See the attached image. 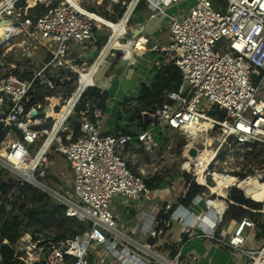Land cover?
<instances>
[{
  "label": "built area",
  "instance_id": "2783aa9c",
  "mask_svg": "<svg viewBox=\"0 0 264 264\" xmlns=\"http://www.w3.org/2000/svg\"><path fill=\"white\" fill-rule=\"evenodd\" d=\"M37 1H42L44 10L32 14ZM121 1L125 4L124 0H110L109 6ZM184 1L130 0L120 18L113 21L123 28L118 40L130 48H117L122 59L132 63L134 53L158 52L159 67L172 63L180 71L178 89L166 92L165 100L155 108L158 124L109 133L103 130L102 111L94 110V120L83 117L79 133L73 138L72 132L62 135L68 118L61 126L59 118L47 115L46 107L33 105L38 101V90L55 91L63 83L51 71L71 62L68 56L73 46L82 51H98L94 63L97 62L106 46L99 51V40L108 34V44L112 32L78 7L77 4L88 9L84 0H0V30L4 31V36L0 34V129L8 130L0 140V185H6L0 188V264H94L91 254L105 253L113 257L108 264H149L138 251L118 242L126 237L118 227L112 204L115 197L136 201L157 193L146 182L150 172L143 166H134L140 150L148 156L161 152L164 157V153L178 147L167 131L186 137L179 173L190 174L191 181L205 188L198 195L204 208L201 214H195L179 204L168 220L156 221L149 235L155 237L160 233V224L168 226L174 220L185 231L196 230L197 237L211 238L239 255L242 264H264V244L246 246L249 232L257 230L251 217L236 220L227 238L219 229L229 207L230 189H239L245 198L254 201L252 193L242 185L250 179L264 182V95L260 94L264 92V0H222L224 5L195 0L179 18L166 13L168 7ZM141 2L151 16H164L169 32L167 43L149 46L145 35H128L129 21ZM101 3L97 0V4ZM105 27L109 31L102 29ZM7 30L11 34L6 35ZM18 36L51 56L29 78L13 73L6 62V55L22 44L13 43ZM10 66L16 68L15 64ZM45 99L50 103L47 107L56 113L54 96L47 95ZM63 104L67 106V98ZM50 118L53 123L46 127ZM18 130L21 136L16 135ZM41 136L45 138L37 146ZM205 136L213 140L209 147L215 151L209 155L207 167L198 171L195 158L187 159L186 153L191 147H207ZM51 152L65 154L72 163L70 187L66 180L61 182L64 191L55 188L58 184L51 180L55 179L47 168ZM27 158L30 164L22 169ZM25 184L47 193L65 206V217L87 227L65 237L27 229H22L14 240L4 237L3 225L9 218L21 214L23 207L38 205L25 197L32 191L23 194ZM221 185L226 188L224 195L219 189L211 190ZM68 189L72 194H67ZM257 203L264 215V202ZM155 207L158 212H165L161 203H155ZM6 248L12 251L10 258L5 256ZM179 258L180 254L162 262L178 264Z\"/></svg>",
  "mask_w": 264,
  "mask_h": 264
},
{
  "label": "crops",
  "instance_id": "0c3cea01",
  "mask_svg": "<svg viewBox=\"0 0 264 264\" xmlns=\"http://www.w3.org/2000/svg\"><path fill=\"white\" fill-rule=\"evenodd\" d=\"M164 21V16L162 17L160 14L151 16V11L143 5L132 14L128 24V35L135 37L138 34L136 33L138 29L143 26L141 34L149 39V45L154 43L163 45L169 40V32L167 31V26L163 25ZM101 40L104 41L103 39ZM113 49L117 50V48H111V50ZM74 50L81 51L78 55L81 61V57H84V54L90 55L94 52L92 50H85V52L78 50L77 46L71 48V52H74ZM109 54L103 59L100 68L98 67L99 69L95 75V86L106 90L109 95L106 108L102 112L103 130L109 133H118L122 132L123 128H127L128 130V128L137 127V122L131 121L132 113L128 112V109L135 105L142 86L151 84L154 80V75L157 72L158 63L160 65L161 59L158 52L153 51L134 53L131 59L132 63L121 57L114 58L115 55L113 54L107 58ZM84 63L86 64V62ZM106 125L108 126L106 127ZM56 155L59 156L58 154ZM150 156L152 158L153 155ZM63 165L66 173H69L72 178V172L67 170L64 160ZM135 166L134 168H136ZM150 175L159 179L158 181H154V177L150 179L151 186L154 187L152 189L157 190V192L165 189L167 185L179 181L182 182V186L172 198H158L156 197V193H154L155 197L153 198L143 197L136 201H126L120 197H115L112 208L118 219V227H120V230L126 237L125 239H118L119 243L125 244L133 251H138L149 264H166V262L162 261L173 260L178 254H180L178 264L243 263V259L239 255L231 253L211 238L197 237L198 233L196 230L185 231V227L174 220L168 226L160 224L158 226L160 233L155 237H151L149 231L155 227L156 221L161 220L162 215H165L166 212L169 213L166 218L168 220L177 205L182 204L180 203V198L187 192L188 181L184 176H175L172 182H167L159 173H150ZM155 203H161L165 207V212H158ZM118 206L123 208L121 213H119L120 211L118 212ZM186 207L195 214H201L204 203L199 196H196ZM235 223L236 220H224L222 222L219 229L221 230L222 228L221 235L224 238L228 237V232L233 229ZM257 234L258 231H250L247 242L249 237L253 235L255 236V245L264 244V238L258 239ZM184 235L187 237V240L182 242ZM90 258L94 264H108L113 259L110 253L103 255L91 254Z\"/></svg>",
  "mask_w": 264,
  "mask_h": 264
},
{
  "label": "trees",
  "instance_id": "16d2710c",
  "mask_svg": "<svg viewBox=\"0 0 264 264\" xmlns=\"http://www.w3.org/2000/svg\"><path fill=\"white\" fill-rule=\"evenodd\" d=\"M143 5L144 2H141L137 6L136 10L141 8ZM116 9L120 15L122 11H119L118 7ZM101 42L102 40L100 39L99 45ZM49 60L50 59H47V61ZM181 81L182 77L176 65L172 63H166L158 67L152 83L142 86L141 91L135 101V105L128 109V112L132 113L131 121H136L137 124L142 128L156 126L158 124V120L155 115V108L161 105V103L165 100L166 92L178 89ZM49 94L52 95V92H49ZM45 96L46 93L43 94L41 91H38V101L33 105L39 107L43 103ZM108 99L109 95L106 90L95 85L87 87L76 103L73 112L81 119L87 116L94 120L93 111L100 110L103 112L106 108ZM31 105V103L28 104V106ZM80 124L81 122L73 124V138L78 135ZM126 131H128L127 128L122 129V132ZM7 132V129H0V140L5 137ZM262 150L263 149H260V151ZM183 176L186 177V180L188 181V189L185 195L180 198V203H182L184 206H188L196 196L205 191V188L198 185L194 181H190V174L184 173ZM157 178L158 177H154L153 180L158 181L159 179ZM146 182L151 188H154L151 186L150 179H147ZM5 186V183L1 184L0 188L3 189ZM30 191H32L31 194L26 196L25 194H28ZM23 194L25 197H29L37 201L38 205L33 208L23 207L21 214L14 215L9 218L3 225L4 237L14 240L17 238L22 229L28 228L30 231H33L31 228L34 230L36 228L42 230V226L48 225L52 222H56L58 225H61L64 230L61 234L55 235L57 237L73 236L77 233H80L84 228L87 227V224H76L74 219L65 217V206L60 205L55 201V203L50 201V196L47 193L33 190L28 184H25L23 187ZM228 197L230 201L229 207L223 220H238L243 216H249L255 221L257 228L256 231H258L257 238H264V215L260 212L261 204L254 202L255 200L252 201L245 198L243 192L236 188L230 189ZM1 212L2 207L0 206V213ZM168 215L169 213H166L165 215H162V218L166 219ZM66 220L70 223H64ZM186 240L187 237L184 235L182 237V242H185ZM11 255L12 251L6 248V258H10Z\"/></svg>",
  "mask_w": 264,
  "mask_h": 264
},
{
  "label": "rangeland",
  "instance_id": "374dc122",
  "mask_svg": "<svg viewBox=\"0 0 264 264\" xmlns=\"http://www.w3.org/2000/svg\"><path fill=\"white\" fill-rule=\"evenodd\" d=\"M26 1L32 2V0H26ZM124 1H125V4L122 3V1H121L120 3H115L110 7L109 6L110 0H101V1H99V2H102L101 4H97V0H84V5L86 6V8L89 9V11L95 12V13L103 16L104 18L108 19V20L117 21L120 18L123 11L125 10V7H126V5H128V2L130 0H124ZM194 2H195V0H186L182 3L173 4L167 8L166 13L170 14L172 16L174 15L175 17L179 18L188 12L189 7H191L194 4ZM220 4L224 5V2H221ZM117 7H118L119 11H122L120 13V15L118 13V10L116 9ZM43 10H44V4L42 3V1H39V2L37 1V6L34 10H32V14L40 13ZM163 25L167 26V21H164ZM102 29L105 31L110 30V29L108 30V28H106V27L102 28ZM23 39H24V37L18 36L17 39L15 41H13L14 44H19V43H22V44L17 46V47L15 46L6 55V62H9L10 65L11 64L16 65V68H11V66L9 65V70H11L13 73H15L19 76L22 75L23 77L25 76V78H27V77H31V75H34L41 68H43L44 63H46L47 59L51 58V56L43 48H40L37 46V49H34L33 46H29L30 43L25 42ZM116 39L118 40L117 37H116ZM105 44H107V40H104L101 42V44L99 45V51ZM5 48L6 47L1 49V52H4ZM111 48H113V47H111ZM80 52L81 51L78 52L77 50H74V52H70L68 59H71L72 62L70 64H67V65L54 67L53 71H51L52 74H54V76H59L60 79L63 81V83L55 91H47L45 89H39L38 90V91H41L43 94L46 93V96L47 95L51 96V94H49V92H52V96H54V98L57 101L58 110L56 109V113H55L52 111L51 107H49V108L47 107L50 105V103L48 101L46 102V99L44 97V101L40 105V108L46 107L45 110L47 111L46 112L47 114H48V112H52L54 114H59L62 112L63 108L65 107V105L63 104V99L70 97L72 92H74V90L78 86V76L79 75L77 73V70H79V68L88 67V66L92 65L94 63L97 55L99 54L98 51L93 52L90 55L84 54V57H81V59L83 61L82 62L80 60V57L78 56ZM111 54L115 55L114 58H120L122 53H120L116 49L115 50L113 49V50H110V54L107 56V58L111 57ZM84 62H86V64ZM100 66H99V68H100ZM96 73H95V75H96ZM260 94L264 95V92H261ZM81 120L82 119L80 117H78L72 111V113L69 115V117L65 123L64 131L62 132L63 137L66 134L71 133V132L73 134V124L74 123H80ZM52 123H53V120L51 118L48 119L46 122V125H47L46 127H49ZM107 126L108 125H106V127ZM167 134L169 135L171 141L174 144H177L178 147L176 148V146H175V148H173V150L164 153V157H161V152L154 153L152 158H150L151 156H148L147 154L145 155V153L141 152L142 150H140L138 160L136 161V166H135L136 168L135 169H137L138 166H143L146 171H149L150 173H159L160 175H162L164 177V179L167 182H172L174 180L175 176H177V177L180 176L179 172L181 170V164L183 161L181 158V150H182V147L186 145L187 140H186V137L184 136V134H181V133H175L172 131H167ZM44 138H45L44 136H41L40 140L37 142V146L44 140ZM212 141L213 140L211 139L210 143H212ZM255 151H259V150L256 149ZM47 168L55 176V179H51V180H53V182L55 184H58L55 186V188H58L59 190L64 191V189L61 187L62 186V183H61L62 180H66L68 182L67 186L70 187L71 175L69 173H66L65 167L63 165V159H61L59 156H57L56 153L51 152V161L48 164ZM153 175L152 176L150 175L148 177V179H152V177H154ZM181 186H182L181 181L173 183V184H169L165 187V189L158 191L156 193L157 194L156 197L162 198V199L164 197L172 198L173 196L176 195V193L179 191V188ZM59 187H61V188H59ZM67 194L68 195L72 194L70 189L67 190ZM153 197H155V194L152 192L151 195L149 196V198H153ZM49 199H50V201L55 203L52 198L49 197ZM117 208H118V212L120 211L119 213H121V210L123 208L119 207V206ZM118 217H119V214H118ZM223 222H224V220H223ZM64 223L69 224L70 222L66 220V221H64ZM31 229L34 230L33 228H31ZM28 230H30V229H28ZM35 230H39V229L35 228ZM45 231L49 232L52 235H59L64 230H63L61 225H58L56 222H52V223H49L48 225L42 226L41 232H45ZM254 239H255V236L251 235L248 239V242L250 245L247 242L246 246L250 247V248H255L257 245H255Z\"/></svg>",
  "mask_w": 264,
  "mask_h": 264
},
{
  "label": "bare ground",
  "instance_id": "6f19581e",
  "mask_svg": "<svg viewBox=\"0 0 264 264\" xmlns=\"http://www.w3.org/2000/svg\"><path fill=\"white\" fill-rule=\"evenodd\" d=\"M101 1V0H99ZM78 7H80L83 11H85L91 18L97 20L98 22H100L102 25L107 26L111 32H112V38L110 39V41L108 42V44H106V46L102 49L101 55L102 58H104L105 54L109 51V48L111 47H115V48H119V49H128L130 51V48L128 47V45H122V43L116 39V37L122 33V26L118 23H115L111 20H108L106 18H104L103 16L89 11L88 9H85L84 7H82L81 5L77 4ZM9 30V29H8ZM7 30V34L9 35L10 31ZM11 34V33H10ZM3 35V34H2ZM100 58L97 62L93 63L92 65L85 67V68H79V70H77L78 73V86L76 87V89L74 90V92H72V94L70 95V97L67 98L68 104L67 106L65 105V107L63 108L62 112L59 114H54L52 112H48V116H53L54 118H59V122L58 124H60L62 126V124L65 122V118H68L69 115L72 113L73 107H75V103L79 98V95L82 93V91L88 87V86H92L95 85V73L98 71V64L99 66L102 64L103 59ZM128 58V55H127ZM96 61V60H95ZM47 112V111H46ZM207 136H205L206 138ZM211 138L207 137V139H205V143L207 145V147H202V149H199V151L197 152V155L193 158L194 162L196 163V170L200 171L203 170L205 167H207L208 163H209V155L214 154L215 149L209 147L211 145L210 143ZM1 153H4V151H1ZM57 154V153H56ZM5 155V154H3ZM30 164V158H27L24 162H23V168L24 169L27 165ZM246 185V190L248 193H252V199L255 200L256 202H264V182H254V180H248L247 182H245L242 186ZM219 189V192L224 195L226 193V188L225 186L221 185L218 188L215 189H211L212 191H216ZM179 214V212H177V214H174V217H177V215ZM166 264H170L169 261L166 262Z\"/></svg>",
  "mask_w": 264,
  "mask_h": 264
},
{
  "label": "water",
  "instance_id": "95a60500",
  "mask_svg": "<svg viewBox=\"0 0 264 264\" xmlns=\"http://www.w3.org/2000/svg\"><path fill=\"white\" fill-rule=\"evenodd\" d=\"M213 1H215V2L218 3V2H221L222 0H213ZM142 30H143V26H141V27L138 29V32H136V33H138V34H136V35H141ZM0 34H1V35L4 34V31H3V30H0ZM107 35H108V34H106V35H104V36H101V39L106 40V39H107ZM2 36H4V35H2ZM88 87H90V86H88ZM86 88H87V87H86ZM86 88H85V89H86ZM85 89H84V90H85ZM84 90L82 91V93L84 92ZM82 93L79 95L78 100L80 99ZM32 99H34L33 96H32ZM78 100H77V101H78ZM16 133H17L18 136H21V135H22L21 132H20L19 130L16 131ZM198 151H199V150H198L197 147H191V148L189 149V151L186 153V157H187V159H189V160L193 159V158L197 155V152H198ZM57 154H58V155H59V156L65 161L67 170H68L69 172H72L73 168H72V163H71V161H70L69 159H67V157H66L65 154H63V153H61V152H57Z\"/></svg>",
  "mask_w": 264,
  "mask_h": 264
}]
</instances>
